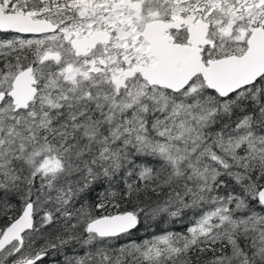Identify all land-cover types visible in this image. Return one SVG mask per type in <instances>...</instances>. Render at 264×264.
Segmentation results:
<instances>
[{"label": "snow or ice", "instance_id": "6c2138e0", "mask_svg": "<svg viewBox=\"0 0 264 264\" xmlns=\"http://www.w3.org/2000/svg\"><path fill=\"white\" fill-rule=\"evenodd\" d=\"M0 264H264V0H0Z\"/></svg>", "mask_w": 264, "mask_h": 264}]
</instances>
